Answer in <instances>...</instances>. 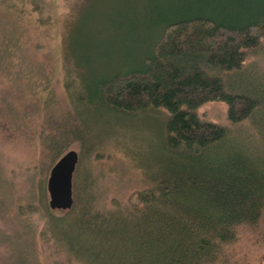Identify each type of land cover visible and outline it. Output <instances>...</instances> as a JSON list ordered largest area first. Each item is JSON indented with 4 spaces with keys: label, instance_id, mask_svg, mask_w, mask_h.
Instances as JSON below:
<instances>
[{
    "label": "trees",
    "instance_id": "16d2710c",
    "mask_svg": "<svg viewBox=\"0 0 264 264\" xmlns=\"http://www.w3.org/2000/svg\"><path fill=\"white\" fill-rule=\"evenodd\" d=\"M250 10L163 20L135 66L87 89L80 84L77 105L115 117H157L158 153L144 172L146 187L99 210L83 167L94 146L74 133V117L55 121L41 144L50 159L45 175L72 139L84 143L71 208L54 214L40 186L39 236L54 243L42 264H264V84L247 75L264 49V0ZM211 103L225 106L221 115L200 114ZM14 235L17 255L7 264H38L34 244Z\"/></svg>",
    "mask_w": 264,
    "mask_h": 264
},
{
    "label": "rangeland",
    "instance_id": "374dc122",
    "mask_svg": "<svg viewBox=\"0 0 264 264\" xmlns=\"http://www.w3.org/2000/svg\"><path fill=\"white\" fill-rule=\"evenodd\" d=\"M259 1L0 0V264L17 255L14 234L34 244L38 264L50 252V242L39 236L45 221L40 186L48 205L50 160L41 144L54 132L55 121L74 117V133L94 146L83 167L96 209L112 208L113 200L125 201L149 184L144 172L158 153L160 120L115 117L77 105L80 84L87 89L103 75L135 66L163 20L200 12L233 18L248 14ZM250 64V81L264 84V49ZM224 109L211 103L199 112L215 118ZM83 143L72 139L67 150L79 156ZM29 205L37 210L26 212ZM18 244L28 253L30 247Z\"/></svg>",
    "mask_w": 264,
    "mask_h": 264
},
{
    "label": "water",
    "instance_id": "95a60500",
    "mask_svg": "<svg viewBox=\"0 0 264 264\" xmlns=\"http://www.w3.org/2000/svg\"><path fill=\"white\" fill-rule=\"evenodd\" d=\"M78 161L74 149L64 152L51 166L46 180L48 206L52 210H66L73 205V173Z\"/></svg>",
    "mask_w": 264,
    "mask_h": 264
}]
</instances>
